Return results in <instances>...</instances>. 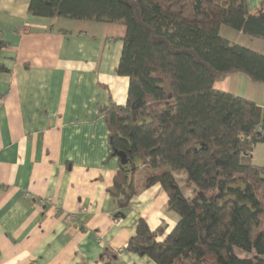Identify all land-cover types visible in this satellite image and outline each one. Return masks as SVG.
<instances>
[{
	"label": "trees",
	"instance_id": "trees-1",
	"mask_svg": "<svg viewBox=\"0 0 264 264\" xmlns=\"http://www.w3.org/2000/svg\"><path fill=\"white\" fill-rule=\"evenodd\" d=\"M29 13L126 28L116 73L129 79L127 104L104 112L113 155L128 164L108 193L125 217L140 191L160 185L179 217L160 242L165 228L139 220L129 250L156 264H264V167L251 156L264 143V104L214 88L234 74L264 86V54L221 35L226 26L264 40V9L253 13L248 0H31Z\"/></svg>",
	"mask_w": 264,
	"mask_h": 264
},
{
	"label": "crops",
	"instance_id": "crops-1",
	"mask_svg": "<svg viewBox=\"0 0 264 264\" xmlns=\"http://www.w3.org/2000/svg\"><path fill=\"white\" fill-rule=\"evenodd\" d=\"M30 1L0 0V264H156L129 244L139 220L165 228L159 242L173 231L167 194L140 191L122 217L108 193L120 161L104 110L127 104L129 79L116 73L126 28L35 17ZM221 35L264 54L262 39ZM260 86L234 74L214 88L262 106Z\"/></svg>",
	"mask_w": 264,
	"mask_h": 264
},
{
	"label": "rangeland",
	"instance_id": "rangeland-1",
	"mask_svg": "<svg viewBox=\"0 0 264 264\" xmlns=\"http://www.w3.org/2000/svg\"><path fill=\"white\" fill-rule=\"evenodd\" d=\"M226 29H230L228 27L225 26ZM248 41V40H247ZM260 87H264L263 85ZM252 158H253V162L254 164L258 165V166H262L264 167V143L263 144H259L255 150L253 151V153L251 154ZM146 170H143L140 172L141 177H143L145 175ZM177 180L179 182V184L181 186L185 185V180H186V174L184 173H180L177 175ZM187 196H190L191 193L189 190L186 191ZM236 254H238L240 257L244 258L246 255L241 254L238 250H236Z\"/></svg>",
	"mask_w": 264,
	"mask_h": 264
},
{
	"label": "water",
	"instance_id": "water-1",
	"mask_svg": "<svg viewBox=\"0 0 264 264\" xmlns=\"http://www.w3.org/2000/svg\"><path fill=\"white\" fill-rule=\"evenodd\" d=\"M117 157L119 158L120 164L121 165H127L128 160L125 154L123 153H116ZM123 217V216H122Z\"/></svg>",
	"mask_w": 264,
	"mask_h": 264
}]
</instances>
